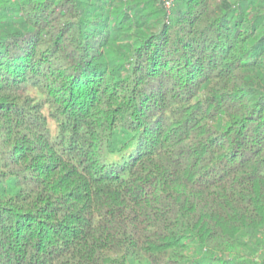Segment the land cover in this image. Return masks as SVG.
I'll use <instances>...</instances> for the list:
<instances>
[{
    "label": "trees",
    "instance_id": "trees-1",
    "mask_svg": "<svg viewBox=\"0 0 264 264\" xmlns=\"http://www.w3.org/2000/svg\"><path fill=\"white\" fill-rule=\"evenodd\" d=\"M0 264H264V0H0Z\"/></svg>",
    "mask_w": 264,
    "mask_h": 264
},
{
    "label": "built area",
    "instance_id": "built-area-1",
    "mask_svg": "<svg viewBox=\"0 0 264 264\" xmlns=\"http://www.w3.org/2000/svg\"><path fill=\"white\" fill-rule=\"evenodd\" d=\"M170 5V1H166V6H169Z\"/></svg>",
    "mask_w": 264,
    "mask_h": 264
}]
</instances>
